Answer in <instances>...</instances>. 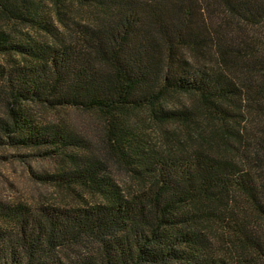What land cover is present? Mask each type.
Masks as SVG:
<instances>
[{
  "label": "trees",
  "instance_id": "1",
  "mask_svg": "<svg viewBox=\"0 0 264 264\" xmlns=\"http://www.w3.org/2000/svg\"><path fill=\"white\" fill-rule=\"evenodd\" d=\"M69 1L91 20L0 0V147L62 159L38 177L78 197L0 198V264H264V0ZM35 106L95 113L101 134ZM143 112L174 148L139 133Z\"/></svg>",
  "mask_w": 264,
  "mask_h": 264
},
{
  "label": "rangeland",
  "instance_id": "2",
  "mask_svg": "<svg viewBox=\"0 0 264 264\" xmlns=\"http://www.w3.org/2000/svg\"><path fill=\"white\" fill-rule=\"evenodd\" d=\"M52 0H38L37 8L42 14H49V18L55 24L59 20L73 24V22L90 21L94 15L93 7L76 1L65 0L59 5V13L55 14ZM50 13H53L51 15ZM51 16V17H50ZM73 26H76L73 24ZM16 35L27 34L40 40L52 41L53 39L42 33L38 27L17 26ZM36 116L46 121H54L66 124L85 140L98 139L101 134L102 121L99 115L74 108H44L35 106ZM133 121L139 133L146 135L151 144L159 147L174 148V127L166 123L152 119L148 112L135 115ZM91 139V140H90ZM88 142V141H87ZM92 144V143H91ZM60 158H40L32 154V151L24 148L9 146L0 147V198L8 200H21L32 205L40 203H74L77 196L52 181L42 180L38 176L46 172H54L61 168ZM112 175L125 188L134 182L123 169L115 163L108 162ZM85 198L91 199L89 194Z\"/></svg>",
  "mask_w": 264,
  "mask_h": 264
}]
</instances>
